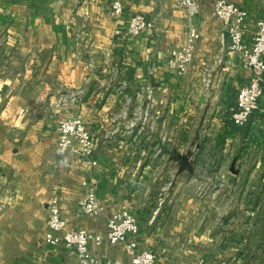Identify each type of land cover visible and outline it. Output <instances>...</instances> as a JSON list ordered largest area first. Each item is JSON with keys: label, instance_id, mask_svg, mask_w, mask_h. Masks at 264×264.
Segmentation results:
<instances>
[{"label": "crops", "instance_id": "0c3cea01", "mask_svg": "<svg viewBox=\"0 0 264 264\" xmlns=\"http://www.w3.org/2000/svg\"><path fill=\"white\" fill-rule=\"evenodd\" d=\"M197 1L192 14L176 0H126L116 34L111 0H0V264H79L63 241L46 240L53 197L68 227L102 235L130 206L140 223L133 236L156 264H264V93L236 125L252 72L229 51L216 0ZM231 1L249 10L251 42L264 0ZM136 13L155 26L129 35ZM191 25L201 36L181 73L168 53ZM149 90L163 112L155 119L152 108L144 123ZM68 114L95 135L87 156L58 144ZM84 179L103 213L79 210ZM91 249L131 264L124 242L105 237Z\"/></svg>", "mask_w": 264, "mask_h": 264}, {"label": "built area", "instance_id": "2783aa9c", "mask_svg": "<svg viewBox=\"0 0 264 264\" xmlns=\"http://www.w3.org/2000/svg\"><path fill=\"white\" fill-rule=\"evenodd\" d=\"M126 0H111L112 13L116 19V34L124 30V8ZM178 4L186 7L190 13L196 14L200 11L197 0H176ZM214 15L220 18L225 26L229 37L228 49L237 53L242 63L251 69V77L244 85L237 97V105L232 112V120L238 125H245L259 108V99L264 93V16L258 18L252 41L248 42L245 37L248 31L249 10L231 0H216L214 3ZM155 26V21L144 13L132 15L127 23L126 31L129 35H138L143 30ZM200 32L195 25L188 28L186 43L181 48H172L168 53L170 67L183 73L187 71L195 55ZM150 105L143 112V122H149L154 108V118L161 116L163 110L157 104L164 102L154 99L152 90L148 91ZM134 124V123H133ZM58 144L63 150L87 156L90 154L95 135L87 127L82 117L77 115H66L58 122ZM162 149L157 147V152ZM93 164L97 160L92 161ZM84 194L79 202V210L88 214H101L105 206L98 197L97 190L89 179L82 181ZM48 231L46 240L52 244L63 241L67 248L78 255L79 264H122L118 259H102L96 256L91 249V242L101 244L105 237L111 243H126L131 256V264H156L154 251L142 248L134 236L140 231V223L137 215L128 205L109 216L106 235L96 234L86 228L68 227L58 197H53L49 203ZM134 235V236H133ZM133 236V238H130Z\"/></svg>", "mask_w": 264, "mask_h": 264}]
</instances>
